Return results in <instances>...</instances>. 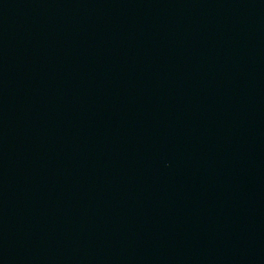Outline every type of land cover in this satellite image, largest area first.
Listing matches in <instances>:
<instances>
[{"label": "water", "instance_id": "1", "mask_svg": "<svg viewBox=\"0 0 264 264\" xmlns=\"http://www.w3.org/2000/svg\"><path fill=\"white\" fill-rule=\"evenodd\" d=\"M0 264H264V0H0Z\"/></svg>", "mask_w": 264, "mask_h": 264}]
</instances>
